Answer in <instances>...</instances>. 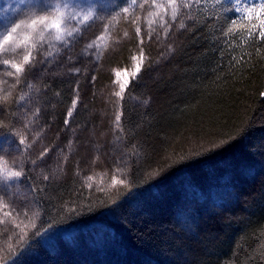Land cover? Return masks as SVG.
<instances>
[{
  "label": "trees",
  "instance_id": "trees-1",
  "mask_svg": "<svg viewBox=\"0 0 264 264\" xmlns=\"http://www.w3.org/2000/svg\"><path fill=\"white\" fill-rule=\"evenodd\" d=\"M252 2L239 0V7ZM126 6L103 1L86 24L70 23L66 30L78 31L63 42L46 33L18 86L0 75V97L10 93L0 100V157L26 174L12 188L0 180V193L27 210L20 220L31 230L18 245L11 224H0V258L264 264V43L243 29L224 35L231 18H240L237 0L193 6L166 36L157 27L145 41V66L121 99L115 73L122 81L124 69L134 71L131 57L139 52L134 26L112 19ZM101 34L99 47L89 49ZM118 110L123 132L114 126ZM11 130L27 135L31 147L20 146ZM113 176L125 183L113 185Z\"/></svg>",
  "mask_w": 264,
  "mask_h": 264
},
{
  "label": "snow or ice",
  "instance_id": "snow-or-ice-1",
  "mask_svg": "<svg viewBox=\"0 0 264 264\" xmlns=\"http://www.w3.org/2000/svg\"><path fill=\"white\" fill-rule=\"evenodd\" d=\"M71 2L72 0H55L54 6L53 0H40V3L37 4L39 8L37 14L27 20H21L19 23L12 22L9 26H5L3 30L0 31V66H3L6 76L15 78V86L21 83L25 73L30 69V66L33 65L36 59V51L41 45V42L45 40L46 33L51 35L54 40L63 42L66 36L71 37L74 32L78 31L75 27H73L72 31H67L64 27L67 20H75L79 17L77 22L81 25L86 24L90 20V13L80 16L79 13L71 11L69 9ZM123 2L127 4V6L121 7L112 19L116 20L122 18L134 26L136 46L139 52L138 55H132L131 57L133 61H137L134 65V71L129 73L127 69H124V79L122 81L119 80L122 72L117 71L115 73L120 88V91L116 92L115 95L121 99H123V94L126 92L131 82L138 78L145 66L144 62L146 56L144 53V44L146 40L151 41L156 28H162L166 36L184 10H189L193 6L200 8V6L208 4L210 0H141L139 3L138 0H123ZM220 2L221 0H215L216 4ZM136 7L142 12H146V15H137L135 18H132L130 10ZM224 10L228 11L227 8ZM234 11L239 14L240 18L239 20L235 17L231 18V23L224 32V35H235L243 29L246 31L249 39L264 43V0H259V2L253 0L252 3H248L247 6L243 8L239 7V0H237V7ZM180 27L183 28L184 24L181 23ZM106 31L107 29H105V32ZM124 35L127 36L128 33L125 32ZM103 40L104 35L101 34L96 37V40L88 44L87 47L89 49L98 48L99 45L97 41L102 42ZM9 53L14 54V56L6 58V54ZM15 55H22V60L18 62L15 59ZM79 72L80 69L78 68L73 70V74H78ZM95 79V76H93L92 80L94 81ZM3 83H7V81H3ZM28 86L31 87L30 84ZM9 95L10 93H6L3 97H0V100L6 102ZM260 95L264 96V92H261ZM24 98V95H21L17 98V101H22ZM77 102L78 97L73 99L72 108L69 109L67 114L68 118L64 121L65 125H68L69 118L75 110ZM39 111L40 109L37 108L33 115H38ZM122 115L123 113L118 110L114 120V126L117 128H120ZM4 126V123L0 121V128ZM26 127L27 125H25V128ZM11 131L12 135L18 138L20 146H23L25 149L31 147L27 135L22 134L18 130ZM120 131L123 132V129L120 128ZM133 148H135V145H133ZM49 151V148H45L39 153L37 159L43 160L48 155ZM132 154L135 155L136 153L133 152ZM32 163L35 165L37 161L33 160ZM25 175L22 168L16 169L10 166L7 160L0 157V180H2L8 188H12L14 185L21 182ZM43 179L47 181L49 177L45 175ZM87 179L92 180V177L89 176ZM124 183V180L117 179L113 176V185ZM39 191H43V189L37 187L30 189L32 193ZM21 216L27 219V210L21 212L20 208L15 207L11 201L6 200L3 193H0V224H4L6 221L11 224L12 229L15 231V238L18 245H23L27 242V238L31 231L28 229L27 225L23 224V221L20 220ZM32 229L34 230V235L41 234V229L38 228L35 223L32 224ZM0 235H3V232H0ZM9 239H11V237H9ZM0 251H2V249H0ZM9 252L12 255L15 254V248H13L12 245H9ZM0 264H5L3 258H0Z\"/></svg>",
  "mask_w": 264,
  "mask_h": 264
},
{
  "label": "rangeland",
  "instance_id": "rangeland-1",
  "mask_svg": "<svg viewBox=\"0 0 264 264\" xmlns=\"http://www.w3.org/2000/svg\"><path fill=\"white\" fill-rule=\"evenodd\" d=\"M105 0H72L69 9L73 12L79 13L80 16L84 14H92L96 8ZM55 6V0H53ZM40 0H0V31L5 26H9L12 22L19 23L21 20H27L39 12L37 4ZM42 6V5H41ZM5 11V12H4ZM43 14V13H40ZM79 17L75 19L78 21ZM73 19L65 22L64 27L68 29L72 26ZM4 73L3 66H0V75Z\"/></svg>",
  "mask_w": 264,
  "mask_h": 264
}]
</instances>
